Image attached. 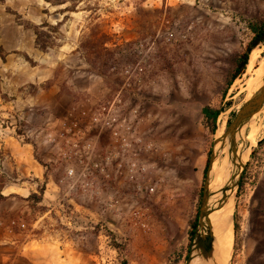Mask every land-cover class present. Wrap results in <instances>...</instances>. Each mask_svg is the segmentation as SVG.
<instances>
[{
  "label": "rangeland",
  "instance_id": "obj_1",
  "mask_svg": "<svg viewBox=\"0 0 264 264\" xmlns=\"http://www.w3.org/2000/svg\"><path fill=\"white\" fill-rule=\"evenodd\" d=\"M0 13L7 17L2 20L5 35H25L27 45L28 35H35L34 26L59 24L58 32L53 34L54 48L43 52L36 46L48 61L61 54L79 53L96 79L108 82L116 90L123 80L140 79L142 85L137 91L145 137L151 140L156 132L164 136L170 150L168 158L175 159L178 165L173 184L162 178L160 196L145 201L150 209V216L143 219L148 223L147 229L140 228L137 217L117 215L100 203L95 216L74 215L77 224L72 230L59 220L55 227L60 238L78 242L74 251L80 264H121L122 259L130 264H185L190 226L199 213L204 171L214 142L225 133L228 122L234 119L232 115L257 91H249L253 85L248 82L254 71L248 68L229 89L227 82L236 58L253 38L250 25L264 21V0H67L59 6L45 0H0ZM257 49L261 51L256 63L259 66L264 63V45ZM8 55L0 47L4 62ZM16 55V61L36 65L24 53ZM141 61H145L144 74L137 77L129 68ZM36 92L33 85L17 89L23 98ZM0 95L8 99L5 79L0 80ZM207 106L224 111L215 134L210 132L202 113ZM11 122L7 116L0 117V130ZM15 125L18 132H23L21 120L17 118ZM251 125L253 143L241 180L243 186L237 191L232 209L233 242L228 264H264V249L256 247L261 227L257 215L264 201V109ZM249 131L250 127L247 136ZM239 143L241 149L242 141ZM3 154L7 153L0 152L2 190L12 181L4 172ZM227 160L226 151L220 162ZM40 204L32 201L28 211L44 212ZM28 211L3 220L25 233L32 228V214L28 215ZM67 211L66 208L63 213ZM21 224L25 227L21 228ZM109 232L116 236L118 245L126 243L123 251L114 247ZM259 251L261 255L255 254ZM0 264L12 262L7 257L0 259Z\"/></svg>",
  "mask_w": 264,
  "mask_h": 264
},
{
  "label": "crops",
  "instance_id": "obj_2",
  "mask_svg": "<svg viewBox=\"0 0 264 264\" xmlns=\"http://www.w3.org/2000/svg\"><path fill=\"white\" fill-rule=\"evenodd\" d=\"M5 18L7 17L0 13V47L9 53L7 62L0 57V80H7L8 99L0 95V117L7 116L12 122L9 127H1L0 152L7 153L3 154V163L6 165L4 172L12 181L2 190V195L7 199L0 202V259L6 260L8 257L12 264H80V257L74 251L78 242L60 238V232L55 226L60 220L62 225L67 224V228L72 230L77 224L73 221L74 215L95 216L98 206L91 193L83 194L61 184L65 169L57 163L58 151L50 134L73 126V121L67 115L70 107L78 106L80 115L92 105L111 98L116 89L108 82L96 79L79 53L67 56L61 54L60 57L56 56L55 60L48 61L47 55L36 48L35 35H28V45L25 35H5V27L2 25ZM16 53H24L36 65L32 67L16 61ZM27 85L36 86V94L25 98L18 96L17 89ZM17 118L24 125L21 133L16 125L13 126ZM143 122L144 119L141 118L139 127L145 134ZM79 123L83 125L88 121L82 119ZM88 133L100 149L110 141L107 133L96 130H89ZM155 135L149 141L155 144L156 150L146 152L143 162L154 177L162 181V178H167L169 185H172L177 162L168 158L170 150L164 136L157 132ZM127 180L124 174L118 182L121 186H126ZM40 185L45 188L40 204L45 211H28L32 201L27 199L38 193ZM162 185L163 183L159 186L158 196L163 191ZM102 196L107 198L112 194L106 192ZM65 206L68 210L66 214L63 213ZM85 206L87 210L81 211ZM26 211L29 212L28 215L32 214L29 225L32 228L25 233L13 229L7 225L8 220H3V217L11 220ZM257 219L261 227L256 247L264 249V201L261 203ZM255 254H262L264 262V252Z\"/></svg>",
  "mask_w": 264,
  "mask_h": 264
},
{
  "label": "built area",
  "instance_id": "obj_3",
  "mask_svg": "<svg viewBox=\"0 0 264 264\" xmlns=\"http://www.w3.org/2000/svg\"><path fill=\"white\" fill-rule=\"evenodd\" d=\"M144 65L145 61H141L129 69L139 77L144 74ZM141 85L138 78L123 80L111 98L80 115V108L72 106L67 115L73 126L51 133L50 138L58 151L57 163L65 169L62 185L83 194L91 193L96 204L102 203L117 215L137 217L140 228L147 229L148 223L143 219L150 216V209L145 201H152L163 182L143 162L146 152L155 151L156 146L139 127L141 105L137 88ZM82 119L88 123L81 125ZM89 130L107 133L109 143L100 149L89 137ZM124 174L127 185L121 186L118 179ZM106 192L112 196L104 198L102 194Z\"/></svg>",
  "mask_w": 264,
  "mask_h": 264
},
{
  "label": "water",
  "instance_id": "obj_4",
  "mask_svg": "<svg viewBox=\"0 0 264 264\" xmlns=\"http://www.w3.org/2000/svg\"><path fill=\"white\" fill-rule=\"evenodd\" d=\"M263 109L264 82L243 104L233 121L228 125L225 133L215 140L204 179L197 225L185 264H197L198 262L219 264L215 257L216 238L211 216L227 203L231 201L235 203L236 201V194L241 184L250 150V143L247 140V129ZM240 141L243 144L241 149L239 147ZM219 144H221V154L218 155L215 149ZM226 151L229 159V176L220 189L213 190L211 183L214 166ZM245 156L246 158L244 159Z\"/></svg>",
  "mask_w": 264,
  "mask_h": 264
},
{
  "label": "trees",
  "instance_id": "obj_5",
  "mask_svg": "<svg viewBox=\"0 0 264 264\" xmlns=\"http://www.w3.org/2000/svg\"><path fill=\"white\" fill-rule=\"evenodd\" d=\"M46 2L55 5V6H59V5H63L65 4V2L67 0H45ZM75 8V4L72 7V10H74ZM71 10V9H69ZM59 24H57L56 26H52L50 23H43L40 26H34L33 30H34V34L36 36L35 39V43L36 46L43 52L48 51L49 49H52L55 47L54 41L53 39V34L57 33L59 30ZM250 29L253 33V38L251 39V41L248 43L245 51L239 55L236 60H235V64H234V69L232 71V73L229 76L228 82H227V88L229 89L233 83L240 77H242L245 72L247 71L249 62H250V57L252 52L259 48L260 46L264 45V21H260V22H256L250 25ZM98 57H101V53L97 54ZM1 57V56H0ZM3 60L4 58L1 57ZM90 65L94 66L95 63L93 61H89ZM231 103H229L230 106ZM224 111L222 109H214L212 107H205L202 110L205 122L207 127L209 128L210 132L212 134H215L217 132V126H218V120L219 117L221 116V114ZM236 114H233L232 117L235 118ZM232 122V120H230L228 122V125ZM208 167V163L206 165V169L204 171V175H206V170ZM243 186V182L240 185V190ZM2 186H0V202L6 200L7 198L4 197L2 195ZM44 192H45V188H41L38 191V194H32L28 200L29 201H33L36 204L42 203L43 200V196H44ZM43 210V208H42ZM198 215V214H197ZM197 219L198 216H196L195 220L191 223V231H190V243H189V247L192 243L193 240V236H194V231L197 225ZM234 232L235 235H237V233L239 232V224L237 221V216L235 215L234 217ZM109 236L112 238V243L114 245V247L119 250V251H123L124 247H126V243L122 242L119 245L116 243L115 239V235L112 232L108 233ZM114 240V241H113ZM121 264H130L126 259H122Z\"/></svg>",
  "mask_w": 264,
  "mask_h": 264
},
{
  "label": "bare ground",
  "instance_id": "obj_6",
  "mask_svg": "<svg viewBox=\"0 0 264 264\" xmlns=\"http://www.w3.org/2000/svg\"><path fill=\"white\" fill-rule=\"evenodd\" d=\"M260 52L258 49H255L250 57V62L248 65L249 71L253 72V77L249 80L248 85L252 86L249 91H255L261 87L264 82V63H261L259 66H256L257 61L259 60ZM253 125L250 126V131L248 134L249 143H253L254 131L252 129ZM219 144L215 151L216 153L221 154ZM247 156V155H246ZM244 157V159L246 158ZM228 162V160L226 161ZM225 161L220 162V158L217 160L214 166V172L212 175L211 188L213 190L220 189L229 176V163ZM221 163V164H220ZM234 203L231 201L227 203L223 208L215 212L211 216V222L214 228V234L216 238L215 242V257L219 264H228V258L230 256V251L232 248L233 242V224H232V209ZM197 264H206L205 262H198Z\"/></svg>",
  "mask_w": 264,
  "mask_h": 264
}]
</instances>
